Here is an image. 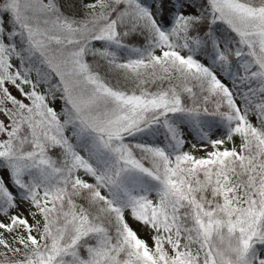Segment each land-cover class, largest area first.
Here are the masks:
<instances>
[{"label": "snow or ice", "instance_id": "obj_1", "mask_svg": "<svg viewBox=\"0 0 264 264\" xmlns=\"http://www.w3.org/2000/svg\"><path fill=\"white\" fill-rule=\"evenodd\" d=\"M0 264H264V0H0Z\"/></svg>", "mask_w": 264, "mask_h": 264}]
</instances>
